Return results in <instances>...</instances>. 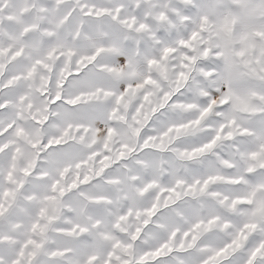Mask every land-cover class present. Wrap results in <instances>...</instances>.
Masks as SVG:
<instances>
[{
    "label": "snow or ice",
    "instance_id": "6c2138e0",
    "mask_svg": "<svg viewBox=\"0 0 264 264\" xmlns=\"http://www.w3.org/2000/svg\"><path fill=\"white\" fill-rule=\"evenodd\" d=\"M0 264H264V0H0Z\"/></svg>",
    "mask_w": 264,
    "mask_h": 264
}]
</instances>
